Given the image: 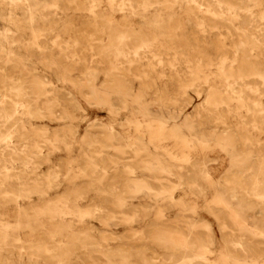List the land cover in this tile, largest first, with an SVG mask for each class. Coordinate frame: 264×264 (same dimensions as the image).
I'll return each mask as SVG.
<instances>
[{
	"label": "rangeland",
	"instance_id": "1",
	"mask_svg": "<svg viewBox=\"0 0 264 264\" xmlns=\"http://www.w3.org/2000/svg\"><path fill=\"white\" fill-rule=\"evenodd\" d=\"M124 1L0 0V264H264V0Z\"/></svg>",
	"mask_w": 264,
	"mask_h": 264
},
{
	"label": "bare ground",
	"instance_id": "2",
	"mask_svg": "<svg viewBox=\"0 0 264 264\" xmlns=\"http://www.w3.org/2000/svg\"><path fill=\"white\" fill-rule=\"evenodd\" d=\"M121 1V0H120ZM124 1V0H123ZM126 1V0H125ZM124 1V2H125ZM129 2H130V0H129ZM127 3V2H126ZM219 2H217L216 4H218ZM129 4V3H128ZM215 4V3H214ZM220 4V3H219ZM218 4V5H219ZM120 5H122V2H121V4ZM130 6H131V4H129ZM138 5V4H137ZM128 6V5H127ZM129 6V7H130ZM224 6V5H223ZM139 7V6H138ZM136 8H137V6H136ZM218 8V7H217ZM221 9V8H220ZM137 10V9H136ZM195 10V9H194ZM209 10V9H208ZM226 10H228V9H226ZM219 11H221V10H219ZM229 12V11H228ZM141 13V12H140ZM208 13H210V11L208 12ZM218 13V12H217ZM220 13H222V12H220ZM142 14V13H141ZM217 18V17H216ZM218 19V18H217ZM261 19V18H260ZM259 19V20H260ZM207 20V19H206ZM208 21V20H207ZM238 22V21H237ZM257 22V21H256ZM231 23V22H230ZM228 25V24H227ZM240 26V25H239ZM262 28V27H261ZM247 29V28H246ZM198 31V30H197ZM215 31V30H214ZM262 31H264V27H263V30ZM218 32V31H217ZM262 33H264V32H262ZM264 35V34H263ZM230 36H232V35H230ZM239 38V37H238ZM254 39V38H253ZM238 41H240V42H238V45L240 44V46H241V40H238ZM257 41V40H256ZM258 41H259V39H258ZM262 41V40H261ZM233 44V43H232ZM260 44H261V42H260ZM121 46V45H120ZM191 46V45H190ZM222 46V45H221ZM118 47V46H117ZM243 47V46H242ZM237 48H238V46H237ZM124 49H126V48H124ZM124 52V51H123ZM235 53H236V50L234 51ZM129 53V52H128ZM170 54V53H169ZM140 55V54H139ZM231 55H233V54H231ZM113 56V55H112ZM235 56V55H234ZM145 57V56H144ZM64 58V57H63ZM233 58V57H232ZM228 59V58H227ZM230 61V60H229ZM70 62V61H69ZM227 62V61H226ZM233 63V62H232ZM215 66V65H214ZM230 67V66H229ZM242 67V66H241ZM236 68V67H235ZM257 68V67H256ZM237 69V68H236ZM225 71V70H224ZM229 71V70H228ZM235 73V72H234ZM233 73V74H234ZM231 74V73H230ZM235 75V74H234ZM227 80V79H226ZM232 81V80H231ZM234 83V82H233ZM232 83V84H233ZM229 84H231V82L229 83ZM229 86H231V85H229ZM241 86V85H240ZM228 87V86H227ZM226 87V88H227ZM230 88V87H229ZM256 88V87H255ZM231 90V89H230ZM103 91V90H102ZM230 92V91H229ZM230 95H231V93H229ZM252 94V93H251ZM236 95L238 96V94L236 93ZM232 97H233V95H231ZM239 97V96H238ZM205 100V99H204ZM246 108V107H245ZM231 110V109H230ZM5 111V110H4ZM216 111V110H215ZM216 113V112H215ZM189 117V116H188ZM10 154V153H9ZM150 159V158H149ZM10 161V160H9ZM252 163H253V161H252ZM253 168V170H257V167H252ZM251 168V169H252ZM255 171H251V173H247L245 176L246 177H249L250 175H253V172H255ZM193 172V171H192ZM191 173V172H190ZM195 173H196V171H195ZM193 174V173H192ZM191 174V175H192ZM195 175V174H194ZM194 175H192V177L194 176ZM196 176V175H195ZM53 177V176H52ZM18 178V177H17ZM244 179H246V178H244ZM247 180V179H246ZM244 181V180H243ZM247 182V185H248V181H246ZM246 182H245V185H246ZM251 184V183H250ZM252 185V184H251ZM108 186V185H107ZM248 187H249V185H248ZM250 188H251V186H250ZM249 188V189H250ZM253 188V187H252ZM39 188H37L36 190H38ZM112 189V188H111ZM253 190V189H252ZM113 191V190H112ZM251 193L253 192V191H251V190H249ZM254 193H255V191H254ZM236 199V195L234 194V193H228V194H226V195H224V194H222V197H221V200H222V203H225L226 205H229V204H231V202H233L234 200ZM114 213V212H113ZM117 218V217H116ZM106 220V219H105ZM116 225V224H115ZM223 227H225V225H223ZM187 232V231H186ZM209 239V238H208ZM207 239V240H208ZM210 240V239H209ZM192 242V241H191ZM238 242H241V239L240 238H238ZM127 243V242H126ZM233 243V242H232ZM235 243V242H234ZM120 245V244H119ZM118 245V246H119ZM246 245V244H245ZM106 247V246H105ZM111 247V246H110ZM36 249V248H35ZM113 249V248H112ZM115 249H116V247H115ZM191 249V248H190ZM105 250V249H104ZM105 251H107V250H105ZM109 251V250H108ZM145 251V250H144ZM104 252V251H103ZM128 253V252H127ZM132 253H130V255H131ZM108 255V254H107ZM112 257V256H111ZM165 257V256H164ZM176 258V257H175ZM194 258V257H193ZM196 261H194V262H192V264H201V262H203V261H205L206 260V257L205 256H203V254H197L196 255ZM103 259V258H102ZM166 259V258H165ZM168 259V258H167ZM178 259V258H177ZM168 260H170V259H168ZM59 261V260H58ZM62 261V260H61ZM103 261V260H102ZM183 261H189V262H191L192 261V258L191 257H189V256H183ZM207 261V260H206ZM72 262V261H71ZM69 263H70V261H69ZM63 264V263H62ZM75 264V263H74Z\"/></svg>",
	"mask_w": 264,
	"mask_h": 264
}]
</instances>
